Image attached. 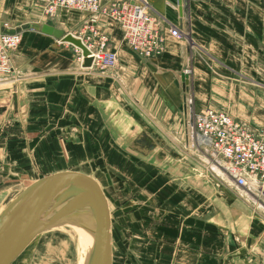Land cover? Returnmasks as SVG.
<instances>
[{"label": "crops", "instance_id": "0c3cea01", "mask_svg": "<svg viewBox=\"0 0 264 264\" xmlns=\"http://www.w3.org/2000/svg\"><path fill=\"white\" fill-rule=\"evenodd\" d=\"M149 2L190 41L162 26L165 51L147 58L101 17L97 26L118 61L100 71L83 68L73 44L31 26L49 22L84 36L87 12L61 8L46 19L40 0H0V22L22 37L14 72L0 74V211L12 200L14 169L44 167L46 175L97 154L95 163L127 168L139 198L130 218L144 234L147 264H264V219L231 189L197 174L192 159L170 161L167 147L180 141L191 111L206 107L264 133V0ZM142 131L154 150L136 143ZM101 172L91 173L100 184L107 180Z\"/></svg>", "mask_w": 264, "mask_h": 264}, {"label": "built area", "instance_id": "2783aa9c", "mask_svg": "<svg viewBox=\"0 0 264 264\" xmlns=\"http://www.w3.org/2000/svg\"><path fill=\"white\" fill-rule=\"evenodd\" d=\"M46 19H53L59 9H77L90 15L88 33L80 36L93 58L85 69L107 70L117 64L118 54L109 45V37L97 22L109 17L121 28L123 41L147 58H158L165 51L162 26L176 39L190 41V34L155 10L149 0H40ZM7 26V25H6ZM22 40L21 33L0 31V74H12V55ZM77 48V47H76ZM78 49V48H77ZM78 59L83 56L78 49ZM189 69H185L189 73ZM180 141L185 162L192 158L193 170L209 176L231 189L235 195L264 219V133L254 131L248 123L213 107L191 111ZM180 160V161H179Z\"/></svg>", "mask_w": 264, "mask_h": 264}, {"label": "water", "instance_id": "95a60500", "mask_svg": "<svg viewBox=\"0 0 264 264\" xmlns=\"http://www.w3.org/2000/svg\"><path fill=\"white\" fill-rule=\"evenodd\" d=\"M179 1L185 4V0ZM31 26L73 44L81 50L82 66L92 65L90 50L80 36L49 22ZM0 31L13 34L20 32V28H9L0 22ZM181 80L185 92L190 93L187 73L181 74ZM135 141L151 150L157 147L144 131ZM158 156L167 158L164 151H159ZM61 225H76L92 235L85 264H112V224L107 198L95 178L75 170L41 176L18 191L0 211V264H11L35 236Z\"/></svg>", "mask_w": 264, "mask_h": 264}, {"label": "rangeland", "instance_id": "374dc122", "mask_svg": "<svg viewBox=\"0 0 264 264\" xmlns=\"http://www.w3.org/2000/svg\"><path fill=\"white\" fill-rule=\"evenodd\" d=\"M176 144L177 142H172L167 144V147L175 157H180L184 151ZM186 159L188 161L192 158ZM96 160L97 154H90V163L86 161L85 163H67L65 168L85 171L90 175L98 170L102 171V174H106L107 180L102 184L96 177H92L100 184L108 201L112 224V261L115 264H147L144 261V257L148 255L143 240L144 234L130 218L131 211L138 206L139 198L136 197L135 187L130 184L129 177L124 176L127 174L125 172L127 168L119 170L109 163H95ZM43 169L45 168L43 167ZM43 169L31 167L29 170H25V173L14 169L13 172L17 173L14 175L16 182L10 183L13 190L10 188L8 196L12 195V199L13 194L23 189L34 179L40 178L47 172ZM82 253L81 247L72 237L70 231L55 227L35 236L11 264H79Z\"/></svg>", "mask_w": 264, "mask_h": 264}, {"label": "bare ground", "instance_id": "6f19581e", "mask_svg": "<svg viewBox=\"0 0 264 264\" xmlns=\"http://www.w3.org/2000/svg\"><path fill=\"white\" fill-rule=\"evenodd\" d=\"M187 123H189V122H187ZM171 157H173L175 159L180 158V157H175V156H172V155H171ZM16 194H17V192L15 194H13V195L15 196ZM14 196H13V198H14ZM11 197H12V195L9 197V199ZM59 228H61L64 231L65 230L66 231H70L72 237H74L76 239V241L78 242V244L81 247L82 252H83L79 264H85L86 263V257H87L89 248L91 247L92 242H93L92 235H90L89 233H87L86 231H84V229H82L81 227L76 226V225H61V226H59Z\"/></svg>", "mask_w": 264, "mask_h": 264}]
</instances>
